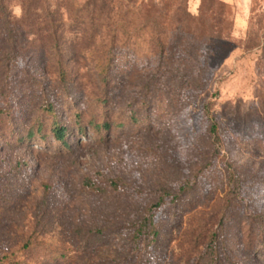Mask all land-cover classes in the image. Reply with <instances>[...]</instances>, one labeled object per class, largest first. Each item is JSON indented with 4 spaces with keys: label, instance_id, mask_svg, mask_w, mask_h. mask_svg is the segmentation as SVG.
<instances>
[{
    "label": "rangeland",
    "instance_id": "rangeland-1",
    "mask_svg": "<svg viewBox=\"0 0 264 264\" xmlns=\"http://www.w3.org/2000/svg\"><path fill=\"white\" fill-rule=\"evenodd\" d=\"M11 2L0 264H264V0Z\"/></svg>",
    "mask_w": 264,
    "mask_h": 264
},
{
    "label": "clouds",
    "instance_id": "clouds-1",
    "mask_svg": "<svg viewBox=\"0 0 264 264\" xmlns=\"http://www.w3.org/2000/svg\"><path fill=\"white\" fill-rule=\"evenodd\" d=\"M8 10L11 13V16L17 20L22 18L24 14V9L22 4L20 3V0H12V2L8 6ZM65 18L67 19L66 14H65Z\"/></svg>",
    "mask_w": 264,
    "mask_h": 264
},
{
    "label": "trees",
    "instance_id": "trees-1",
    "mask_svg": "<svg viewBox=\"0 0 264 264\" xmlns=\"http://www.w3.org/2000/svg\"><path fill=\"white\" fill-rule=\"evenodd\" d=\"M205 2H206V0H202V4H201L202 7H204V3ZM66 132H67V127L66 126L55 125L56 138L59 141H63L64 144H67V142L65 140Z\"/></svg>",
    "mask_w": 264,
    "mask_h": 264
}]
</instances>
